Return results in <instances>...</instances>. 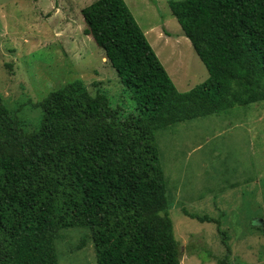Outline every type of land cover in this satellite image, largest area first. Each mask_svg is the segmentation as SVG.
Instances as JSON below:
<instances>
[{
    "label": "trees",
    "instance_id": "obj_1",
    "mask_svg": "<svg viewBox=\"0 0 264 264\" xmlns=\"http://www.w3.org/2000/svg\"><path fill=\"white\" fill-rule=\"evenodd\" d=\"M168 7L207 72L189 91L176 89L123 0H97L81 10L84 32L133 114L74 80L34 105L40 124L29 131L0 95V264H58L55 240L69 228L89 232L96 264H180L156 133L264 101V0Z\"/></svg>",
    "mask_w": 264,
    "mask_h": 264
},
{
    "label": "rangeland",
    "instance_id": "obj_2",
    "mask_svg": "<svg viewBox=\"0 0 264 264\" xmlns=\"http://www.w3.org/2000/svg\"><path fill=\"white\" fill-rule=\"evenodd\" d=\"M95 1L0 0V95L29 131L40 124L34 105L74 80L134 113L129 90L84 32L81 10ZM123 1L179 92L206 81L170 0ZM156 139L180 264H264V101L160 129ZM59 234L58 264H96L86 229Z\"/></svg>",
    "mask_w": 264,
    "mask_h": 264
}]
</instances>
